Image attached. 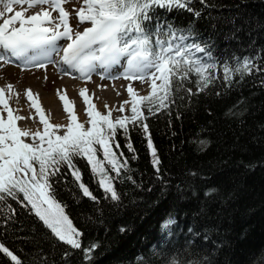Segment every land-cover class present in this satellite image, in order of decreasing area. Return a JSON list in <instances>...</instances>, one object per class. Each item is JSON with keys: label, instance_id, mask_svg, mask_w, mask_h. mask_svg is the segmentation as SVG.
<instances>
[{"label": "trees", "instance_id": "1", "mask_svg": "<svg viewBox=\"0 0 264 264\" xmlns=\"http://www.w3.org/2000/svg\"><path fill=\"white\" fill-rule=\"evenodd\" d=\"M208 4L193 0L198 18L186 10L156 12L208 41L213 59L234 63V57H254L264 67V0ZM262 81L264 72L237 76L230 87L220 79L199 94L181 93L184 99L155 115L145 111L159 172L141 129L130 126L134 153L118 134L117 151L130 168L115 181L118 202L105 197L83 159L76 163L96 201L82 196L62 169L55 178L56 198L83 233L82 249L58 242L14 201L17 215L0 226V241L24 264H169L172 257L177 264H264ZM169 217L176 221L170 231L162 229ZM92 244L98 247L85 258L83 249ZM0 264L11 262L0 254Z\"/></svg>", "mask_w": 264, "mask_h": 264}, {"label": "snow or ice", "instance_id": "2", "mask_svg": "<svg viewBox=\"0 0 264 264\" xmlns=\"http://www.w3.org/2000/svg\"><path fill=\"white\" fill-rule=\"evenodd\" d=\"M70 2L0 0V52L3 53L0 61L12 57L22 60L25 66L44 69L53 63L56 55L58 63L79 73L81 79L90 81L97 73L101 79L138 80L150 91L140 95L129 84L130 100L114 109L121 115L113 117V109H108L106 104V113L97 110L88 89L82 88L79 94L87 105L88 119L81 122L72 102L57 90L68 122L56 124L45 114L39 95L29 88L25 94L41 126L33 130L19 126L18 121L34 117L21 116L20 110L10 105L20 93L11 83L0 87V226L14 222L17 215L11 203L14 201L34 214L58 242L71 249H82L83 233L66 213V205L56 198L55 178L62 169L71 176L82 196L96 201L76 163L77 159H83L105 197L118 202L115 181L130 171L123 151H117L121 149L118 134L127 141L128 151L134 153L130 126L141 129L146 135L152 164L159 172L160 161L148 132L145 111L155 115L168 109L177 98L184 99L181 93L199 94L220 79L230 87L237 76L242 79L254 72L261 73L264 67L254 57H234V63L213 59L208 41L201 40L191 28H181L160 18L156 12V9L186 10L198 18L201 12L194 9L193 0H75L78 7L71 12L65 7ZM199 3L211 6L208 0ZM70 18L76 21L75 25L70 23ZM112 72L116 75H111ZM189 85L195 86V93ZM126 106L130 114H125ZM126 179L135 183L131 176ZM174 224L175 219L169 217L162 229L170 231ZM97 247L92 244L84 248L85 258L90 259ZM0 254L9 258L11 264H24L2 241ZM68 255L64 252L62 259ZM169 264H177V258L172 257Z\"/></svg>", "mask_w": 264, "mask_h": 264}, {"label": "rangeland", "instance_id": "3", "mask_svg": "<svg viewBox=\"0 0 264 264\" xmlns=\"http://www.w3.org/2000/svg\"><path fill=\"white\" fill-rule=\"evenodd\" d=\"M65 7L71 12L72 9L78 7V5L75 3V0H71ZM70 23L75 25L76 21L70 18ZM85 26L89 25L85 24ZM59 43L63 44L64 41H60ZM58 59V56L53 55V63L48 64L44 69L31 65L25 66L19 61L14 60L0 61V87H4L6 84L11 83L15 91L20 93L18 98L13 97L10 101L11 107L19 109L20 111L18 114L21 116L34 117V119L18 121L19 126L29 127L33 130L41 127L39 125V116L35 113V110L30 107V101H28L25 94L26 90L29 88L34 94L39 95V100L45 114L49 116L50 122L56 124H66L68 122L67 114L63 109V102L59 99L57 90H60V94L66 95L68 100L72 102L74 111L81 122H85L88 119L85 111L87 105L79 94L82 88L88 89L87 94L90 96L91 102L96 105L97 110L106 113L108 109H113V117L121 115L114 109L118 108L123 101L130 100L127 93V86L129 84H131L140 95H147L150 91L146 84H142L138 80L129 81L123 78L101 79L99 74L91 81L81 82L77 78L75 79L76 81H73L72 77H75L73 73L67 70L65 65L58 63ZM65 72L68 74H65ZM111 75H116V73L112 72ZM45 77H47V79H45ZM66 83H73V85L70 88ZM75 85H77V88H75ZM118 92H121V94L115 97L110 96ZM106 104L108 105V109L105 108ZM125 114H130L127 106ZM85 126L87 127L88 125L86 124Z\"/></svg>", "mask_w": 264, "mask_h": 264}, {"label": "bare ground", "instance_id": "4", "mask_svg": "<svg viewBox=\"0 0 264 264\" xmlns=\"http://www.w3.org/2000/svg\"><path fill=\"white\" fill-rule=\"evenodd\" d=\"M1 53V52H0ZM20 61H22V60H20ZM23 62V61H22ZM24 63V62H23ZM65 68H67V66L65 65ZM67 70H69L70 72H72L73 73V76H75V77H72V79H73V81H76L75 79L77 78L79 81H88V80H84V79H81L80 77H79V73H76V72H73V71H71L70 69H68L67 68ZM105 75H108V74H105ZM96 76H97V73H94L93 75H92V77H91V80H93L94 78H96ZM65 78V77H64ZM90 80V81H91ZM79 81H77V82H79ZM66 82V81H65ZM76 84H78V83H76ZM84 84V83H83ZM66 85H68L70 88H71V86L73 85V83H66ZM80 85V84H79ZM85 87V86H84ZM75 88H77V85H75ZM72 90V89H71ZM119 94H121V92H118ZM118 93L117 94H111L110 96H116V95H118ZM95 96V95H94ZM62 118V117H61Z\"/></svg>", "mask_w": 264, "mask_h": 264}]
</instances>
